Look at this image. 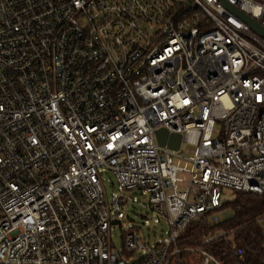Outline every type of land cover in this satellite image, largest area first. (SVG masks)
<instances>
[{"label": "built area", "instance_id": "built-area-1", "mask_svg": "<svg viewBox=\"0 0 264 264\" xmlns=\"http://www.w3.org/2000/svg\"><path fill=\"white\" fill-rule=\"evenodd\" d=\"M226 4L264 27V0H0V264H171L224 189L264 192V38ZM125 191L168 238L127 225Z\"/></svg>", "mask_w": 264, "mask_h": 264}, {"label": "trees", "instance_id": "trees-1", "mask_svg": "<svg viewBox=\"0 0 264 264\" xmlns=\"http://www.w3.org/2000/svg\"><path fill=\"white\" fill-rule=\"evenodd\" d=\"M225 208L232 210L230 218L214 224L197 219L180 233L176 242L180 254L171 264H200L199 249L222 264H264V228L260 225L264 219V192H235L234 200L227 201L221 209ZM220 232L226 236L206 243Z\"/></svg>", "mask_w": 264, "mask_h": 264}, {"label": "rangeland", "instance_id": "rangeland-1", "mask_svg": "<svg viewBox=\"0 0 264 264\" xmlns=\"http://www.w3.org/2000/svg\"><path fill=\"white\" fill-rule=\"evenodd\" d=\"M221 131V126L218 125L215 136H218ZM198 150L195 146L183 143L181 150L179 151V155L181 157H176L174 160V164L180 166L184 169L191 170L193 167L192 161L195 160L197 156ZM181 178L185 180V184L181 186V189L186 188V185L189 182L190 174L188 173H181L179 174ZM106 182L105 188L107 192L108 199L110 201L113 200V197L119 194L116 186H113L109 181V174H105ZM124 195L131 199H136L133 203L132 201L128 202L124 208L126 212V219L127 225L129 227H135V230H139L141 235L144 237L149 238L151 237V242L154 244L161 240H164L169 237L170 235V227L166 222H162L161 224H154L153 222H149L150 219V209L148 208L149 205V197L142 196L140 192L137 191H125L123 192ZM223 198L227 201H232L235 198V192L224 189ZM232 210L229 208L220 209L211 213L209 217V222L211 224L220 222L232 216ZM260 225L264 228V219L260 220ZM113 234H112V241L115 247L119 250L122 249V242H123V229L120 225L113 226Z\"/></svg>", "mask_w": 264, "mask_h": 264}, {"label": "water", "instance_id": "water-1", "mask_svg": "<svg viewBox=\"0 0 264 264\" xmlns=\"http://www.w3.org/2000/svg\"><path fill=\"white\" fill-rule=\"evenodd\" d=\"M226 6L242 21H244L249 27L256 32L258 35L264 38V27H262L257 21H255L253 18L250 16L244 14L243 12H240L239 10L230 7L226 4ZM157 137H158V142L160 145H166L167 141L166 139L169 137V134L166 130H160L157 132ZM172 141L168 144L169 148L174 150V151H179L182 145V135L180 134H172L171 136Z\"/></svg>", "mask_w": 264, "mask_h": 264}]
</instances>
